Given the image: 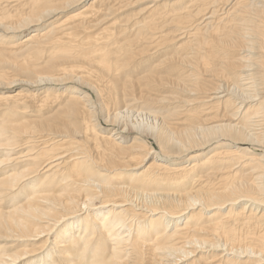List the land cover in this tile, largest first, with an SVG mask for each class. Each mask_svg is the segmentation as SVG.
I'll return each mask as SVG.
<instances>
[{"label": "bare ground", "instance_id": "1", "mask_svg": "<svg viewBox=\"0 0 264 264\" xmlns=\"http://www.w3.org/2000/svg\"><path fill=\"white\" fill-rule=\"evenodd\" d=\"M83 1L0 0V264H264V0Z\"/></svg>", "mask_w": 264, "mask_h": 264}, {"label": "rangeland", "instance_id": "2", "mask_svg": "<svg viewBox=\"0 0 264 264\" xmlns=\"http://www.w3.org/2000/svg\"><path fill=\"white\" fill-rule=\"evenodd\" d=\"M91 2H93V0H86V1H83L80 5H79V7H82L83 5H90L91 4ZM167 1H165V0H160L159 2H157L156 3V6L155 7H163V5L166 3ZM142 5V6H141ZM145 5V4H144ZM138 7V8H137ZM141 7H143V4H139V6H134V7H131V8H129V10L127 9V11H125V10H123V12L121 11V12H119V11H117V7L116 8H114L115 10H116V14H115V16L113 17V18H111V17H107V19L105 20V21H108L107 22V25H102L103 27L104 26H109V25H114V28L112 29V30H118L119 28H120V26H122V25H125V24H127V23H130V20L136 15V13H137V11L141 8ZM69 14H67V16H68ZM61 16V17H60ZM64 16V17H63ZM66 14L64 13L63 15H59V16H56L55 17V20L59 23L62 19H65L66 17ZM59 18V19H58ZM54 20V21H55ZM111 20V21H110ZM56 22V23H57ZM96 24V23H95ZM79 32H81V31H79ZM101 31H97L96 33H95V31H88V32H84V35L85 36H88V37H91V38H93L96 34H98V33H100ZM24 35V34H23ZM20 37H22V36H20ZM86 41V40H85ZM139 60H141V59H139ZM6 69V70H5ZM4 72H6L7 73V75H8V77H9V79L10 80H12V79H15L17 76H16V73L15 74H13L14 73V71L12 70V69H9L8 70V68H4V70H3ZM9 71V72H8ZM10 71H13V73H12V75H11V73H10ZM133 71V70H132ZM133 73L134 74H136V72L135 71H133ZM14 77V78H13ZM15 85H16V83H10L9 82V85H7L5 88H8V87H10L9 88V91H18V92H20V91H22V89L23 88H21L20 86H17V87H15ZM2 86H5V85H2ZM68 87L70 88V86L68 85ZM78 87L80 88V89H82L84 92H86L88 95L91 93L87 88H85V87H81V86H79L78 85ZM88 90V91H87ZM171 90L170 89H159V92H160V94H162V93H169ZM10 93H12V92H10ZM91 95V94H90ZM103 99H105V98H103ZM107 101V99H105L104 100V102H106ZM171 103V102H170ZM173 104H168V107H174V106H176V103L175 102H172ZM110 104V103H109ZM48 114V113H47ZM153 118H148L147 120H141V121H138V122H142V123H144V124H152V123H154L153 122V120H152ZM158 119V121H157V123L158 124H160V122H161V119L162 118H157ZM155 120V119H154ZM125 121V120H124ZM116 122V123H110L111 124V126L112 127H106V129L107 130H110V132H111V134H113V130H115L116 129V127H118L120 130H123L124 129V132H123V135H121V136H123V139L124 140H116L115 141V143L117 144L118 143V145H117V147H120V146H127L128 148L129 147H133L134 146V150H137V147H139V146H143V147H141V150H143V151H139V152H135L134 153V157H135V159L134 160H131L130 162H128V165L130 164V163H132L130 166L133 168V167H137V166H139V165H144L145 166V168H147L150 164H151V161H152V159H153V157L152 156H154L155 154L153 153V152H158V150H159V148H160V144H159V140H158V137H159V133L158 132H153V131H150V130H148V129H141L140 131H138L137 129H135V128H133V125H135V123L134 122H132L131 120H129V121H127V122ZM97 122L99 123V126L101 127V128H105V125L103 124V122L102 121H100V119L99 118H96L95 119V121H94V119H92V120H90V122H89V124L90 125H94V126H92L93 128H96V133L97 134H99V136L101 135V132L97 129L98 127L96 126V124H97ZM167 123H169V122H171V120H168L167 119V121H166ZM144 131V132H143ZM133 133V134H132ZM92 134V133H91ZM108 135V134H107ZM106 135V136H107ZM113 138H115V136L113 137ZM118 139V138H117ZM122 141V142H121ZM109 148H112L111 146H107V149L108 150H110ZM130 149V148H129ZM149 152H152V154L150 153L149 154V156L147 157V158H145V155H146V153H149ZM142 157V158H141ZM145 158V161L144 162H142L143 161V159ZM119 165H117V167L116 168H114L115 169V171L114 172H116V173H120V171H119ZM143 166H141V168L138 170V171H143ZM128 171H132V170H126L125 172H128ZM117 179L115 178V181H118L119 183H122V184H127L128 183V177L127 176H125L124 174H118L117 176ZM104 178V181H106V178L107 177H103ZM3 203V202H2ZM1 203V204H2ZM2 208H9V207H2Z\"/></svg>", "mask_w": 264, "mask_h": 264}]
</instances>
